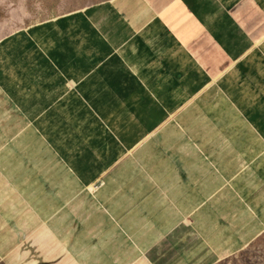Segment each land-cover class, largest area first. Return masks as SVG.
Listing matches in <instances>:
<instances>
[{
    "label": "crops",
    "instance_id": "0c3cea01",
    "mask_svg": "<svg viewBox=\"0 0 264 264\" xmlns=\"http://www.w3.org/2000/svg\"><path fill=\"white\" fill-rule=\"evenodd\" d=\"M263 232L264 0L0 35V264H218Z\"/></svg>",
    "mask_w": 264,
    "mask_h": 264
},
{
    "label": "rangeland",
    "instance_id": "374dc122",
    "mask_svg": "<svg viewBox=\"0 0 264 264\" xmlns=\"http://www.w3.org/2000/svg\"><path fill=\"white\" fill-rule=\"evenodd\" d=\"M105 0H0V35ZM218 264H264V232L243 252Z\"/></svg>",
    "mask_w": 264,
    "mask_h": 264
}]
</instances>
